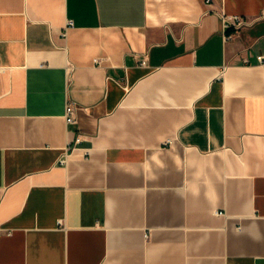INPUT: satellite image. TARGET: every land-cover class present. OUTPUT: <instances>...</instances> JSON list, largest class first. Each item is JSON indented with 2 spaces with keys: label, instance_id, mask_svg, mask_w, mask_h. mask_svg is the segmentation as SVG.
<instances>
[{
  "label": "crops",
  "instance_id": "obj_1",
  "mask_svg": "<svg viewBox=\"0 0 264 264\" xmlns=\"http://www.w3.org/2000/svg\"><path fill=\"white\" fill-rule=\"evenodd\" d=\"M258 56L264 0H0V264H264Z\"/></svg>",
  "mask_w": 264,
  "mask_h": 264
},
{
  "label": "built area",
  "instance_id": "obj_2",
  "mask_svg": "<svg viewBox=\"0 0 264 264\" xmlns=\"http://www.w3.org/2000/svg\"><path fill=\"white\" fill-rule=\"evenodd\" d=\"M205 2L207 4H210L213 2V0H205ZM221 17L223 20V25H224V38L225 40H229L232 39L233 34H229L230 30H239L241 29L243 26H245L246 24H248V21L246 20L245 17L240 16V15H230L227 14L224 10L221 11ZM73 21L70 20L68 23V26H73ZM258 62L262 65H264V56H258ZM143 64H145V62H143ZM66 118H67V123L70 124H75L77 123L76 117H75V106L73 103H70L67 105V114H66ZM82 142V139L79 137L76 140V143L74 146H72L73 144H69V146L66 149L65 154L63 155V157L60 160L61 164H66L68 162L69 157L75 152V151H79V148H77V145L80 144ZM84 155H87V153L85 152Z\"/></svg>",
  "mask_w": 264,
  "mask_h": 264
}]
</instances>
